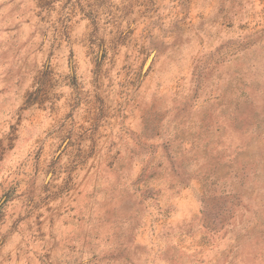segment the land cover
I'll list each match as a JSON object with an SVG mask.
<instances>
[{"label":"rangeland","instance_id":"374dc122","mask_svg":"<svg viewBox=\"0 0 264 264\" xmlns=\"http://www.w3.org/2000/svg\"><path fill=\"white\" fill-rule=\"evenodd\" d=\"M0 264H264V0H0Z\"/></svg>","mask_w":264,"mask_h":264}]
</instances>
